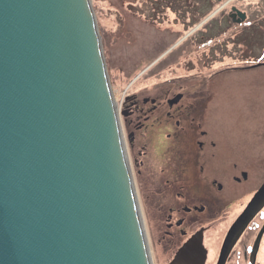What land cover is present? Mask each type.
<instances>
[{
    "label": "water",
    "instance_id": "95a60500",
    "mask_svg": "<svg viewBox=\"0 0 264 264\" xmlns=\"http://www.w3.org/2000/svg\"><path fill=\"white\" fill-rule=\"evenodd\" d=\"M120 128L91 1L0 0V264H151Z\"/></svg>",
    "mask_w": 264,
    "mask_h": 264
},
{
    "label": "flooded vegetation",
    "instance_id": "af4514ba",
    "mask_svg": "<svg viewBox=\"0 0 264 264\" xmlns=\"http://www.w3.org/2000/svg\"><path fill=\"white\" fill-rule=\"evenodd\" d=\"M176 3L144 0V21L164 19L162 10L177 14ZM173 29L162 30L155 41H166L161 59L178 52L161 70L171 84L167 93L162 98L144 97L142 103L133 93L118 106L128 165L144 204L150 250L162 256L159 264H264V192L250 208L264 185V145L240 142L237 151L231 148L234 144L223 140L217 125L218 94L206 87L219 75L261 68V62L256 57L252 63L244 61L243 55L237 66L204 74L197 69L206 70L209 64L196 67L192 58L184 60L192 62V70L181 74L176 72L181 64L180 35L176 38ZM238 44L240 40L233 41ZM195 48H185L183 56ZM228 98L223 94L226 106ZM239 219L241 230L233 234L230 230Z\"/></svg>",
    "mask_w": 264,
    "mask_h": 264
},
{
    "label": "rangeland",
    "instance_id": "374dc122",
    "mask_svg": "<svg viewBox=\"0 0 264 264\" xmlns=\"http://www.w3.org/2000/svg\"><path fill=\"white\" fill-rule=\"evenodd\" d=\"M90 1L117 107L126 95L133 93H138L140 103L144 97L162 98L167 93L165 90L171 84H167V74L161 70L167 69L165 64L174 60L178 52L175 49L172 58L167 59V56L161 59L159 53L166 41L161 40L163 38L160 43L155 41L162 30L174 28L176 38L180 35L181 64L176 72L181 74L192 70V62H185L192 58L196 67L206 62L209 64L206 70L197 69L204 74L237 66L241 64L240 56L243 55L244 61L252 63L260 57L264 62V0H232L218 13L216 9L228 0H177L173 5L177 14L162 10L161 18L164 19L158 22L144 21V0ZM233 7L247 14L248 19L244 24L232 23L228 15ZM167 35L171 40L175 38ZM237 40H240L238 45L244 47L233 45V41ZM209 46L215 47L210 50ZM185 48H195L196 52L183 56ZM222 80L227 86L225 91ZM206 87L214 96L218 94L217 116L220 119L217 125L223 140L234 144L231 148L237 147L236 151L240 142L264 145V67L219 75ZM225 93L229 95L227 102L224 101L228 106L222 100ZM136 191L142 211L141 192L139 189ZM152 251L154 263L159 264L162 256L154 248Z\"/></svg>",
    "mask_w": 264,
    "mask_h": 264
},
{
    "label": "bare ground",
    "instance_id": "6f19581e",
    "mask_svg": "<svg viewBox=\"0 0 264 264\" xmlns=\"http://www.w3.org/2000/svg\"><path fill=\"white\" fill-rule=\"evenodd\" d=\"M113 95V94H112ZM114 96V95H113ZM113 101H114V105H115V107H116V109L118 108L117 107V101H116V98L115 97H113ZM121 126V128L119 129V131H120V136H121V139H122V142H123V145L125 144V137H124V132H123V129H122V125H120ZM129 169H130V167H129ZM129 173H130V175L132 174L131 173V170H129ZM133 178V177H132ZM131 178V179H132ZM133 182H134V179H133ZM136 194V197L138 196V194L137 193H135ZM138 199V198H137ZM138 205H139V208H140V218H141V221H142V224H144V225H142V227H143V229H144V233H145V235L147 236V230H146V226H145V223H144V218H143V214H142V211H141V207H140V202H139V200H138ZM147 242H148V245H149V241H148V238H147ZM149 251H150V257H151V264H155L154 263V259H153V255H152V251L150 250V245H149Z\"/></svg>",
    "mask_w": 264,
    "mask_h": 264
}]
</instances>
